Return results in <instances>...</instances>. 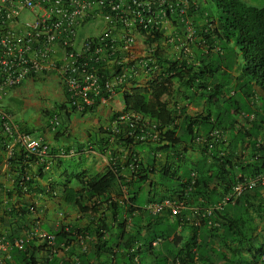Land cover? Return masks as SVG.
<instances>
[{
  "label": "crops",
  "instance_id": "crops-1",
  "mask_svg": "<svg viewBox=\"0 0 264 264\" xmlns=\"http://www.w3.org/2000/svg\"><path fill=\"white\" fill-rule=\"evenodd\" d=\"M207 2L200 3V7L213 14L210 1ZM32 16L30 12H23L16 25L22 27L23 22L32 20ZM104 26L102 21H87L77 31V43L100 33ZM172 31L173 28L169 27L165 33ZM150 45L146 35L135 32L133 52L122 62V68L126 70L132 66L129 77L114 95L104 102L95 103L86 113H77L66 106L65 85L52 68L29 77L4 99L11 101L9 105L3 104L13 114L17 127L44 138L50 144L52 154L48 169L35 161L28 165L32 180L20 187L21 153L18 149L7 153L0 141V233L7 241L6 247L0 248V261L5 259L10 264H19L13 255L14 241L22 237L26 248L35 249L39 264H264V187L246 191L237 204L236 201L223 202L221 208H217L221 212L208 217L215 224L210 228L200 226L202 217H207L198 213L219 205L226 195L223 183L214 177L215 164L203 155L201 144L196 138H191L190 143L170 145L161 142L157 145L133 136L134 126L128 124L130 119L140 125L147 124L144 118L125 110L123 93L133 81L145 84L151 78V70L148 69L151 62L143 58ZM158 45L170 59L171 44L159 41L155 47ZM198 45H193V51L199 49ZM57 50V56H60L62 49ZM212 57L209 55L204 59L210 61ZM140 59L142 61L138 62ZM114 66L109 63L107 75L111 76ZM118 68L120 66L116 65L115 69ZM238 73L234 69L231 74ZM230 85L229 96L234 93L237 83L232 80ZM174 88L181 89L178 84ZM179 94L178 106L185 107L195 116L196 127L202 128L207 108L205 102L188 104L180 99ZM119 115L124 118L119 121L118 133L113 127ZM55 116L59 121L56 127L52 122ZM175 123V135L178 136L183 126L182 117ZM242 123L239 118L237 127ZM225 134L230 138L229 131ZM262 136L261 133L258 141ZM162 145L166 148L157 149ZM252 154L247 147L244 153L224 155L233 161L234 173L250 176L252 173H247L246 165L253 161ZM260 155L264 157L262 153ZM134 156L142 162L139 167L147 175L140 189V192L145 190L149 194L145 204L173 195V189L187 178L192 168L197 171L200 181L208 180V190H213L216 198L211 197L212 191L199 189L202 194L190 199L181 210L186 221L182 226L177 225V218L166 211L154 221V215L137 204V197L131 198L138 181L134 176ZM109 171H116L121 180L114 181L109 192L99 199L80 200L82 206H89L80 210L76 202L81 188L78 178L86 179ZM164 173L176 183L166 186L161 178ZM227 205L230 206L226 209ZM130 207L136 210L128 212ZM165 221L174 229H159V244L150 248L144 246L154 225ZM38 231L55 236L54 253L45 250L44 242L37 237ZM129 237H134V240L127 246ZM188 243H195L190 254L185 247Z\"/></svg>",
  "mask_w": 264,
  "mask_h": 264
},
{
  "label": "trees",
  "instance_id": "trees-1",
  "mask_svg": "<svg viewBox=\"0 0 264 264\" xmlns=\"http://www.w3.org/2000/svg\"><path fill=\"white\" fill-rule=\"evenodd\" d=\"M207 1L215 3L219 15L215 17L206 8L202 9L200 7L206 18L213 22V28L209 34H202L201 41L198 43L199 49L197 51L192 49L193 54L191 57L180 55V58L175 60L172 57L167 59L163 48L160 45L156 46L154 53L156 67H153V63L148 65V69L151 70V78L145 84H138L133 81L131 87L124 91L123 100L125 110H129L139 118H144L147 124L134 123L133 118L128 121V124L134 126L132 134L137 140L152 141L157 145H160L161 142L175 145L185 142L190 143L191 138H196L198 143L201 144L200 148L203 155L215 164L214 177L221 180L227 195L242 175L233 172L234 163L224 155L225 153H244L248 147L250 153H253V161L246 165L247 173L264 172V157L260 155V153L264 155V5L256 6L242 0H200L199 6L200 3H208ZM156 34L152 37L148 36L151 44L160 41V36ZM213 54L215 57H212V60L205 61L204 58L207 59L209 55ZM196 55H198V58H196ZM238 55L241 58V66L240 64L236 65ZM113 65H115V68L116 64ZM234 69H237L239 73L232 75ZM98 70L106 71L107 67L100 64ZM218 75L221 77H218ZM232 80H235L237 87L235 86L234 93L229 96L227 94L230 91V81ZM175 84H178L182 90L180 88L175 90ZM178 92L180 93L179 96L181 95L180 99L188 104L197 101L205 102L207 108L202 120V128L201 126L196 127L195 116L188 113L185 107L178 106ZM237 94H240V97L234 98ZM240 114L243 115L241 118L243 123L237 127ZM180 117H182L183 126L180 127V134L176 136L177 126L175 121ZM215 130H219L220 135L214 134ZM226 131L230 132V138L225 134ZM261 133L263 134V140L258 141ZM142 135L144 136L143 140L140 138ZM159 148L165 149L166 146L162 145L157 149ZM19 152L21 153L22 162L20 167L21 176L19 174V186L21 187L24 186L23 175L28 173V165L34 159L31 158V161H27L24 152L21 150ZM132 159L133 167L136 170L134 176L138 178L132 192L131 198L133 200L140 192L147 175L145 176L143 170L139 167L142 162L136 156ZM192 173H194L195 179L193 184L189 186ZM165 175L164 173L163 176ZM118 179L121 180V177L117 175L116 171H109L103 175H94L86 179L78 178L81 184L76 199L79 209L85 210L89 207L88 205L82 206L80 200L99 199V197L109 192L113 182ZM31 180L32 178L26 181L25 185L30 183ZM178 185L175 187L177 189H173V195L162 199L181 197L185 198L188 203L196 195L202 194L199 189L214 193L213 190H208V180L200 181L197 171L193 168L187 174V178ZM188 187H190V190H187ZM245 193L235 199L236 204ZM92 204L95 205L96 202L93 201ZM236 208L238 207L236 206ZM142 209L145 208L142 207ZM134 210L136 209L130 207L128 212ZM164 212L150 213L154 215L153 220L155 221ZM166 212L170 214L168 210ZM219 212L221 210L214 209L211 214L216 213L217 215ZM173 216L178 220L177 225L182 226L186 223L181 211ZM209 216H204L207 219L202 217L200 226L208 228L213 226L208 224ZM194 228L197 229V227ZM149 232L151 237L148 236L144 243L147 248L151 247L152 241L156 238L161 239L159 230ZM152 237H154L153 240H151ZM131 240H134V237L128 239L127 246ZM25 245L24 240L21 249L15 246L13 252L15 259L19 261V264H39L37 263L35 249L26 248ZM194 245L195 243L185 245V247H188L189 254L191 246ZM2 262L3 264H10L5 259Z\"/></svg>",
  "mask_w": 264,
  "mask_h": 264
},
{
  "label": "built area",
  "instance_id": "built-area-1",
  "mask_svg": "<svg viewBox=\"0 0 264 264\" xmlns=\"http://www.w3.org/2000/svg\"><path fill=\"white\" fill-rule=\"evenodd\" d=\"M200 0H0V141L7 153L21 150L27 161L39 163L44 169L50 166L51 146L41 136L21 130L15 124L13 114L2 103L10 91L29 77L50 68L56 70L66 89V106L77 113L88 112L95 103L104 102L124 84L130 70L122 68L123 61L133 52L135 32L147 37L160 36V42L171 44L172 58L180 55L191 57L193 45L201 41L202 34H209L213 22L206 18L199 6ZM23 12H30L33 18L16 25ZM89 20L104 22L103 30L87 36L77 43V31ZM171 33H165L167 28ZM147 48L143 58L155 62V45ZM58 48L62 54L58 55ZM131 60V59H129ZM60 61V62H57ZM142 59L138 60V62ZM113 63L111 76L98 70L100 64ZM156 67L155 63L153 64ZM108 68V67H107ZM122 68V69H121ZM113 129L118 132L119 121ZM53 126L59 124L52 118ZM214 134L220 135L219 131ZM143 140L144 136H140ZM29 164V163H28ZM26 173V172H25ZM24 174V173H23ZM188 184H193L195 175ZM32 177L23 175V185ZM264 187V172L241 176L231 191L214 207L203 209L200 216H209L223 202H233L248 190ZM190 190V187L187 188ZM185 198H164L145 205L152 213L168 210L177 215L186 206ZM209 225H214L209 220ZM46 249L54 253L55 236L38 231ZM161 241L156 238L152 245ZM24 239L14 241L22 248ZM5 236L0 233V248L6 247ZM264 255V254H263ZM0 264H3V262Z\"/></svg>",
  "mask_w": 264,
  "mask_h": 264
},
{
  "label": "rangeland",
  "instance_id": "rangeland-1",
  "mask_svg": "<svg viewBox=\"0 0 264 264\" xmlns=\"http://www.w3.org/2000/svg\"><path fill=\"white\" fill-rule=\"evenodd\" d=\"M242 1H244V2H246V3H249V4H252V5H256V6H262V5H264V0H242ZM209 4H210V7H211V9H212V12H213V15L215 16V17H218V15H219V11L217 10V8H216V5H215V3L213 2V1H210L209 2ZM142 50V49H141ZM227 51L225 50V53H226ZM213 57H215V55L213 54L212 55ZM241 63V58H240V56L238 55L237 56V59H236V64L238 65V64H240ZM240 66H241V64H240ZM218 77H221L220 75H218ZM238 89V88H237ZM238 97H240V94H237V95H235L234 96V98H238ZM10 100H4L2 103H4V104H10ZM11 104H14V103H11ZM32 133V132H31ZM33 135H35V136H37L38 134H36V133H33ZM162 179H163V183H165V185L167 186V184H171V185H173L174 183H176V181H174L171 177H169V178H167V176H162L161 177ZM160 192V191H159ZM158 193V192H157ZM161 193V192H160ZM211 197L213 198H216V196H215V194L214 193H211ZM148 198H149V194L147 193V191H142V192H140L138 195H137V198H136V202H137V204L138 205H140V206H145L146 204V201L148 200ZM145 204V205H144ZM229 206L230 205H227L226 206V209L227 208H229ZM161 228H164V229H169V230H172V229H174V226L172 225V224H170L169 222H167V221H165V222H162V223H160L159 225H156V226H154L153 227V229L151 230V231H153V230H159V229H161Z\"/></svg>",
  "mask_w": 264,
  "mask_h": 264
},
{
  "label": "clouds",
  "instance_id": "clouds-1",
  "mask_svg": "<svg viewBox=\"0 0 264 264\" xmlns=\"http://www.w3.org/2000/svg\"><path fill=\"white\" fill-rule=\"evenodd\" d=\"M209 33H210V31H209ZM199 43H200V42H199ZM242 117H243V115L240 114V117H239V118L241 119ZM215 131H219V130H215ZM219 133H221V132L219 131ZM225 136H226V135H225ZM151 203H152V202H151ZM147 204H148V203H147ZM147 204H146V205H147ZM144 207H145V206H144ZM1 234H2V233H1ZM2 235H4V234H2ZM4 236H5V235H4ZM44 247H45V245H44ZM45 250H46V247H45Z\"/></svg>",
  "mask_w": 264,
  "mask_h": 264
}]
</instances>
